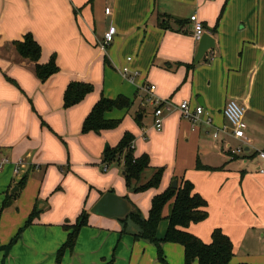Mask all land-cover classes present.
I'll return each instance as SVG.
<instances>
[{"label": "crops", "instance_id": "1", "mask_svg": "<svg viewBox=\"0 0 264 264\" xmlns=\"http://www.w3.org/2000/svg\"><path fill=\"white\" fill-rule=\"evenodd\" d=\"M194 14L214 42L199 63ZM109 27L115 34L102 48ZM26 34L41 48L37 64L55 60L58 71L45 81L12 46ZM123 67L137 73L133 82L122 78ZM70 83L93 89L64 108ZM150 86L155 90L145 91ZM120 96L130 106L103 115L119 122L114 129L82 133L101 98ZM152 96L202 106L215 127L225 124V104L236 101L244 108L248 161L229 158L223 147L241 141L226 135L215 141L213 128L193 127L178 111L156 131ZM124 134L134 138L135 158L149 156L143 182L163 170L156 189L130 192L122 160L102 170L103 151ZM257 150H264V0H0V160H8L0 170V264H162L152 243L134 239L131 222L92 208L111 192L146 219L152 198L174 180L190 182L207 202V218L186 232L209 244L220 229L232 242L233 264H264V175L257 173L264 163L252 156ZM6 197L12 198L3 207ZM171 203L163 208L158 239ZM33 211L37 216L25 226ZM83 212L86 225L72 248L62 250ZM162 254L166 264H184L179 244L164 243Z\"/></svg>", "mask_w": 264, "mask_h": 264}, {"label": "trees", "instance_id": "2", "mask_svg": "<svg viewBox=\"0 0 264 264\" xmlns=\"http://www.w3.org/2000/svg\"><path fill=\"white\" fill-rule=\"evenodd\" d=\"M12 46L21 58L36 63L34 71L40 81H45L58 71L54 58H51L45 65L37 64L41 55V48L31 34H26L22 41L12 42ZM92 89L93 87L90 84L70 83L63 97L64 108H69L79 103ZM129 106L130 101L121 96L114 100L101 98L85 118L81 130L82 133H98L102 130L114 129L119 122L105 120L103 118L104 113L114 109H127ZM133 140L132 135L124 134L114 148H105L102 155V170L103 166L107 169L122 160L123 178L130 192L142 193L148 189H156L159 186L163 170L161 168L156 169L146 182H142L141 177L149 167V156L143 154L135 158L132 147ZM197 169L205 168L197 163ZM23 182L24 180L19 184V187L22 186ZM11 198L6 197L3 207L8 205ZM170 201L172 203L169 214L166 217L168 222L167 230L164 237L158 239L156 237V228L159 222L163 220V208ZM37 213L33 211L30 214L25 226H29L32 223ZM207 216V202L194 192L193 185L190 182L181 180L175 189L170 186L163 193L152 198L146 219L134 207V210L126 218L119 220V222L123 225L128 221L131 222L136 228V232L133 234L134 239H143L152 243L156 247L158 260L162 264H166L162 254V245L164 243H176L183 247L184 264H193L195 261L198 264H233L231 262L233 257L232 242L220 229L213 230L209 244L203 243L197 237L186 232L185 229L190 224L202 222ZM86 223L87 214L83 212L76 224L72 226V231L68 235L67 242L62 250L72 248L79 228L86 225Z\"/></svg>", "mask_w": 264, "mask_h": 264}, {"label": "built area", "instance_id": "3", "mask_svg": "<svg viewBox=\"0 0 264 264\" xmlns=\"http://www.w3.org/2000/svg\"><path fill=\"white\" fill-rule=\"evenodd\" d=\"M105 14H109V9H105ZM190 21L193 23V38L196 41H199L202 34H204L203 26L201 22L197 19V16L194 14L190 16ZM115 34V28L109 27L107 32L103 36L101 47L104 48L109 43L112 42ZM130 58H128V61ZM120 75L125 81L133 82L137 73L130 72L127 67H123L120 70ZM155 90L154 86H150L148 89H145L147 92H153ZM153 106V128L156 131H161L163 126L164 117L167 114H170L173 111H178L181 117L187 121H189L193 127H199L200 125H205L207 127L213 128V132L211 134L213 140L219 141L221 135H226L231 137L236 141H241L242 145L232 146L228 141L223 142V147L226 150L229 158H238L245 159L244 161H248L246 154L248 153V149L245 151L244 147H248L249 140L245 136L246 124L244 122V108L239 105L234 100H229L222 111L225 124L221 127H215L212 124V121L209 116L204 112L202 106H196L191 108L189 102L187 100H182L179 103H174L171 100H159L155 97H150L147 100ZM255 157L259 162L264 163V150H257L254 153ZM8 163L7 159L0 160V170L2 167ZM18 165L14 167L13 173L15 175L18 174ZM106 167L103 166V171H106ZM257 173L260 175H264V165H257Z\"/></svg>", "mask_w": 264, "mask_h": 264}, {"label": "water", "instance_id": "4", "mask_svg": "<svg viewBox=\"0 0 264 264\" xmlns=\"http://www.w3.org/2000/svg\"><path fill=\"white\" fill-rule=\"evenodd\" d=\"M214 49L213 39L208 34H202L198 41V47L195 55L194 62L199 63L205 54ZM141 120V115H138ZM177 181L174 180L171 188L175 189ZM134 210V207L124 198L117 197L111 192L105 193L92 208V213L98 216H103L109 219L122 220Z\"/></svg>", "mask_w": 264, "mask_h": 264}, {"label": "rangeland", "instance_id": "5", "mask_svg": "<svg viewBox=\"0 0 264 264\" xmlns=\"http://www.w3.org/2000/svg\"><path fill=\"white\" fill-rule=\"evenodd\" d=\"M253 155H254V153L252 154V156H253ZM141 180H143L142 177H141ZM142 182H143V181H142Z\"/></svg>", "mask_w": 264, "mask_h": 264}]
</instances>
